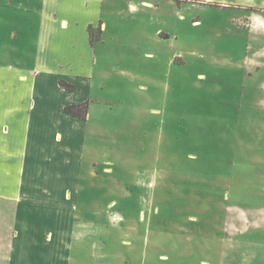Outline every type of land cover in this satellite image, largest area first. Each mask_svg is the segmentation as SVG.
<instances>
[{"label":"rangeland","instance_id":"rangeland-1","mask_svg":"<svg viewBox=\"0 0 264 264\" xmlns=\"http://www.w3.org/2000/svg\"><path fill=\"white\" fill-rule=\"evenodd\" d=\"M246 1L0 0V231L62 207L48 214L76 218L69 264H264V0ZM37 64L90 78L57 81V102L86 97L57 122L56 156L70 167L85 149L72 190L50 184L47 148L24 147L34 126L11 113L30 101L15 71ZM86 101L78 130L62 112Z\"/></svg>","mask_w":264,"mask_h":264},{"label":"crops","instance_id":"crops-1","mask_svg":"<svg viewBox=\"0 0 264 264\" xmlns=\"http://www.w3.org/2000/svg\"><path fill=\"white\" fill-rule=\"evenodd\" d=\"M244 2L247 1L244 0ZM63 22H66L68 28V20ZM63 25L65 27V23H63ZM12 35L15 36L16 34L12 33ZM15 72L16 79H14V81L17 80V82L25 84L24 91L29 95L30 101H33V105H31V102L29 101L27 108L25 105H21V107L16 108L13 105L10 107L11 113L27 114L26 118L24 119L25 130L30 132L32 125L34 126L35 132L33 135L35 138L31 139L30 142L29 138L25 136L23 146L25 147L26 145L28 149H41L42 147H46L48 150V155H40L38 162V164H45L46 168L44 167V169H48V172H45L44 176H47L48 180H50V184L51 181L53 182L55 180L53 186L72 190V188L74 186H78V183L80 182L79 169L83 158L81 157L80 162H78V158L74 155L81 153L83 155L85 149H80V151H78L77 147L81 148L82 145H78L71 150L69 149L71 151L69 152L70 155H72L71 157H74L72 158L74 161L71 163L74 164V166L70 167L68 166V162L66 160L68 157H66L63 153L60 156H56L57 152L60 153L57 148H60V146L64 144L65 139L64 138L62 143H60V134H58L60 129L57 122L62 119L59 115V109L61 106L63 107L67 104H77L78 102L85 101L86 97H80L77 99L72 98L67 99L66 101L57 102V97L65 94L63 90L58 89L57 81L61 78H65L72 81L73 83H78V81H86L90 80V78L86 74L85 76L76 75L73 78H66L57 75L55 76L52 75V73H54L53 71L38 64L32 69L28 68L26 73H17L18 71ZM0 74V80L2 83L8 81L10 82L11 80L13 81V79H11L12 76H8V72L4 73V75L2 72H0ZM47 88L50 91L52 90L53 98L55 99L54 101L51 100L52 97L49 96ZM79 90L80 89L78 88V90L73 93H67L71 94L67 97H73ZM35 99L37 100V103ZM62 113L61 114L64 115L65 118L72 117L71 119H74V125L78 126V130H81V123H86L81 118L65 114L64 112ZM9 114L10 113H4L2 115L3 119L0 120V138L8 136L10 137L12 134L10 127L11 123L8 122V117H10ZM15 120L18 123V119L13 118V127L17 125V123L15 124ZM66 130L71 131L72 134L74 133V138L78 139L82 138L83 136L81 131L75 132L77 129L72 128L71 126H69V128L67 127V129L62 127V132ZM54 135H56V139L54 138ZM46 136L48 138H46ZM14 155L5 156L4 159L11 163L15 161V159H19V166L17 169L19 171L21 168V162H26V158H23V156L20 155ZM18 171L16 173L11 171L13 174L11 177L12 180L26 179V171L24 168L22 172L23 175H20ZM54 172L56 174L51 175ZM69 190H67L69 195H72V192ZM48 208L59 209L62 207H25V210L22 211L21 215L18 214L14 218H11V229L13 231H0V252L3 249L6 250L7 247L9 248L8 252L5 251L4 253H0V264H69V243L71 239V233L75 228L74 224L76 223V218H73L71 215H61L56 213L54 215L48 214ZM39 211H42V214H40ZM31 223L35 224L36 226H33L30 229L29 225ZM7 226L8 224L6 223V229H10ZM47 228L50 230H47ZM123 264H126V261H123Z\"/></svg>","mask_w":264,"mask_h":264},{"label":"trees","instance_id":"trees-1","mask_svg":"<svg viewBox=\"0 0 264 264\" xmlns=\"http://www.w3.org/2000/svg\"><path fill=\"white\" fill-rule=\"evenodd\" d=\"M96 42H99V39ZM93 43L94 42H92V40L90 39L89 40V45L92 46ZM60 87L62 88L61 85H60ZM71 89H74V88L71 87ZM67 91H69V90H67ZM87 107H88V102L86 101V102H84V103H82L80 105H76V106H66L63 109V112L65 114L72 115L74 117H78V118L84 119L85 118V115H86ZM79 109H81V111H78Z\"/></svg>","mask_w":264,"mask_h":264},{"label":"bare ground","instance_id":"bare-ground-1","mask_svg":"<svg viewBox=\"0 0 264 264\" xmlns=\"http://www.w3.org/2000/svg\"><path fill=\"white\" fill-rule=\"evenodd\" d=\"M130 8H131L132 10H134V7H133V6H131ZM135 12H136V11H135Z\"/></svg>","mask_w":264,"mask_h":264}]
</instances>
